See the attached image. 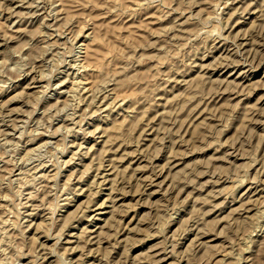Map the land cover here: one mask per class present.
I'll list each match as a JSON object with an SVG mask.
<instances>
[{
  "label": "rangeland",
  "instance_id": "374dc122",
  "mask_svg": "<svg viewBox=\"0 0 264 264\" xmlns=\"http://www.w3.org/2000/svg\"><path fill=\"white\" fill-rule=\"evenodd\" d=\"M0 264H264V0H0Z\"/></svg>",
  "mask_w": 264,
  "mask_h": 264
},
{
  "label": "bare ground",
  "instance_id": "6f19581e",
  "mask_svg": "<svg viewBox=\"0 0 264 264\" xmlns=\"http://www.w3.org/2000/svg\"><path fill=\"white\" fill-rule=\"evenodd\" d=\"M118 127V126H117ZM114 128V127H113ZM116 129V128H115Z\"/></svg>",
  "mask_w": 264,
  "mask_h": 264
}]
</instances>
